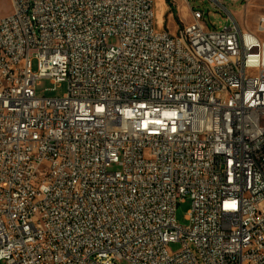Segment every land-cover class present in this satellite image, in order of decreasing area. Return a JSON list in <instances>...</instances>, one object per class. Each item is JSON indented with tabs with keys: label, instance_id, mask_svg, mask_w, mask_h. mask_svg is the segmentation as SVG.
<instances>
[{
	"label": "built area",
	"instance_id": "obj_1",
	"mask_svg": "<svg viewBox=\"0 0 264 264\" xmlns=\"http://www.w3.org/2000/svg\"><path fill=\"white\" fill-rule=\"evenodd\" d=\"M166 1L159 28L152 0L0 15V264H264V14L185 1L170 32Z\"/></svg>",
	"mask_w": 264,
	"mask_h": 264
},
{
	"label": "rangeland",
	"instance_id": "obj_2",
	"mask_svg": "<svg viewBox=\"0 0 264 264\" xmlns=\"http://www.w3.org/2000/svg\"><path fill=\"white\" fill-rule=\"evenodd\" d=\"M153 1L154 9V23L159 28L162 22V15L164 8L161 2ZM188 2L191 8L199 9L204 12L205 20L211 29L220 30L228 22L226 21L227 13L223 9H216L211 5L209 0H185ZM224 6L227 11L235 17L240 25L249 28L256 32V19L259 15L264 14V0H224ZM179 8V6H177ZM11 10L10 0H0V15H6ZM186 10V9H185ZM185 10L181 11L178 9L177 12H171L165 17L167 21V29L170 32H175L179 24V18H186ZM261 40L264 41V32L258 33ZM113 42V39L110 40ZM32 68L36 69V62H32ZM67 90V84L65 82L53 83L48 78L40 79L36 85V95L44 97H62ZM112 170H116V166L111 167ZM190 208V200L186 198L184 202L178 204L176 208V220L180 225H187L188 220L186 219L188 210ZM181 249V244L170 243L169 251L174 253ZM117 264H126L123 260H118Z\"/></svg>",
	"mask_w": 264,
	"mask_h": 264
},
{
	"label": "crops",
	"instance_id": "obj_3",
	"mask_svg": "<svg viewBox=\"0 0 264 264\" xmlns=\"http://www.w3.org/2000/svg\"><path fill=\"white\" fill-rule=\"evenodd\" d=\"M156 1H157L158 3H159V2L162 3V5H163L162 8L165 7L164 10H167V9H168V3H167L166 0H156ZM176 4H177V6H179V8H180L181 11H183V9L185 10V5H186L185 0H178V1L176 2ZM173 12H176V11L173 10ZM185 14H186V15H184V16L187 17V11H186V10H185ZM186 19H187V18H186Z\"/></svg>",
	"mask_w": 264,
	"mask_h": 264
}]
</instances>
